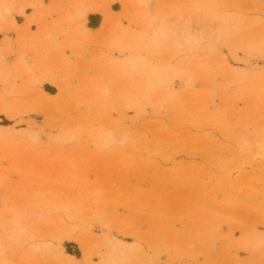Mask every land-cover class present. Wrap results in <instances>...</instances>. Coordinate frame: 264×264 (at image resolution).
<instances>
[{
  "label": "rangeland",
  "instance_id": "1",
  "mask_svg": "<svg viewBox=\"0 0 264 264\" xmlns=\"http://www.w3.org/2000/svg\"><path fill=\"white\" fill-rule=\"evenodd\" d=\"M6 1L25 15L0 26V225L14 218L25 235L0 233V264H101L108 236L132 246L127 264H264V55L245 48L264 40V0ZM195 3L238 32L215 40ZM136 16L184 25L202 48L145 50ZM117 30L142 34L141 47L114 49ZM137 56L162 80L145 103L123 70Z\"/></svg>",
  "mask_w": 264,
  "mask_h": 264
},
{
  "label": "bare ground",
  "instance_id": "2",
  "mask_svg": "<svg viewBox=\"0 0 264 264\" xmlns=\"http://www.w3.org/2000/svg\"><path fill=\"white\" fill-rule=\"evenodd\" d=\"M37 1V0H36ZM36 1H34V2H36ZM135 1H137L135 4L136 5H138V6H141V5H144V2L142 1V0H135ZM83 2V1H82ZM21 3H22V1H21ZM24 3V2H23ZM22 3V4H23ZM30 3V2H29ZM73 8L75 9V10H77L78 8H79V4L78 3H73ZM39 7L41 8L42 7V4H39ZM143 7V6H142ZM90 9H91V12L92 13H94L95 11H96V7H94V6H91L90 7ZM15 11V13L17 14V16H24L25 15V6L24 5H19V6H17V7H15V5L14 4H11V3H9V2H7L6 0H0V26H1V24L2 23H5V22H7V21H9V17H10V14H11V12L12 11ZM48 12V11H47ZM57 12V11H56ZM85 12L86 11H78L77 12V15L79 16V17H82V16H84L85 15ZM189 13L191 14V15H193L194 17H198V16H200L203 20H204V22H207V23H209V22H211V23H213V25H214V32L216 33L215 34V37H214V39L215 40H217V41H221L223 44L224 43H226L227 42V39L228 38H231L235 33H237L238 32V28L236 27V26H233L232 25V22L234 21V19H226V18H220V17H218V16H216L214 19H211V14L208 12V11H206V10H203V11H200L199 10V7H198V5L195 3L193 6H191L190 8H189ZM56 15V14H55ZM77 18V17H76ZM72 19V12L71 13H69V15L67 16V17H64V20L65 21H70ZM63 20V21H64ZM132 21H133V23H135V24H137V25H139L140 26V28L141 29H145L147 32L146 33H148V42H146V43H144L143 44V49H145V50H148L149 48H150V46L151 45H155V46H159L160 44H162L163 42H165V41H169V44L171 45V46H173L174 48H177V49H180V48H184L185 49V51H187V52H194L195 50H197V49H201L202 48V45L200 44V41H201V39L200 38H198L196 35H194V34H192V33H190L189 32V30L183 25L181 28H179V30L178 31H176L177 32V34L175 33V32H173V33H171V32H168V30H167V27H166V25H168V23L167 22H163V23H160V21H159V23L157 24L156 22H155V20H154V18H152V17H148V18H146V17H141V16H136V17H134L133 19H132ZM235 21H236V24H237V20L235 19ZM11 22V26H14L15 25V22L14 21H10ZM43 23V22H42ZM132 23V24H133ZM28 24H30V22L28 23ZM61 24H62V21H61ZM235 24V25H236ZM52 26H54V25H52ZM49 27V26H48ZM119 27V26H118ZM1 28V27H0ZM54 28V27H53ZM63 31H65V30H63ZM118 32H117V36L119 37V39H116V41H114L115 43L114 44H111L113 47H115L114 49H117V50H119V52H121V53H123L124 51H126V50H128L129 51V49L127 48V47H125L126 45H129V44H132L133 45V47H135V48H140L141 47V39L143 38L142 37V34H138V33H128L126 30H117ZM66 32V31H65ZM115 34V33H114ZM176 34V36H174ZM45 37V36H44ZM29 38V37H28ZM114 38V37H113ZM264 40H262V39H257L256 41H255V43L254 44H256L257 45V47L256 46H254V44H252L251 42L250 43H248L247 42V44L245 45V48L247 49L246 50V52H248V51H250V50H252V49H254V52H256V53H258V55L259 56H262V55H264V51H260V49L258 48V47H260V46H262L263 45V42ZM8 44V43H7ZM9 45V44H8ZM24 45V44H23ZM23 45H22V47H23ZM52 46V45H51ZM45 48V47H44ZM33 49H35L34 47H33ZM44 50H46V48L44 49ZM253 51V50H252ZM251 51V52H252ZM150 54V53H149ZM152 54V53H151ZM172 54V53H171ZM25 55V54H24ZM19 56V55H18ZM236 56V55H235ZM263 57V56H262ZM235 58V57H234ZM18 62H24V58H23V56L21 57L20 56V58H18ZM140 62H142L141 61V59H140V57L139 56H137L135 59H134V61H130L129 63H124L123 64V70H124V72H128V73H137V79L138 80H140V83L139 82H137L136 83V85H137V88L138 87H141V84H143L144 85V87H145V91H144V94H142L143 96L142 97H144L143 99V102L145 101V102H147V100H148V98H149V93H150V90L153 88V85L155 84L157 87H160L161 85H162V80L161 79H156V75H155V73L154 72H152V71H146V70H142V69H139V67H138V65L137 64H139ZM109 64V63H108ZM97 65V64H96ZM42 68V67H41ZM105 68V67H104ZM42 69H44V68H42ZM105 71H107L106 70V68L104 69ZM103 70V71H104ZM194 70V69H193ZM223 70V69H222ZM27 72H29L28 70H26V73ZM47 72V71H46ZM46 72H45V74H46ZM102 72V71H101ZM22 73V72H21ZM104 73V72H103ZM109 73V72H108ZM203 73H205V72H203ZM14 74H15V71H14ZM116 74V73H115ZM230 74V73H229ZM29 75H31V77H32V74H29ZM231 75V74H230ZM229 75V76H230ZM129 76V75H128ZM130 76H132L131 74H130ZM128 77V80H130V78L131 77ZM11 77H12V79L14 80L15 79V76H14V78H13V76H12V73H11V71H9L8 73H6L4 76H3V84L4 85H7L8 84V82L10 81V79H11ZM110 77V75L108 76V77H106V79L107 80H109L108 78ZM115 79H118V77H114ZM33 78H31V80H32ZM123 79V78H122ZM132 80V79H131ZM131 80H130V82H131ZM35 81V80H34ZM106 81V80H105ZM36 82V81H35ZM96 82V81H95ZM95 82H93V83H95ZM115 82V81H114ZM186 82H188V81H186ZM93 83H91L89 86H91V85H93ZM116 83V82H115ZM123 83H124V86H126L127 85V81H123L122 82V86H123ZM131 83H133V82H131ZM95 85V84H94ZM135 84H134V86H136ZM186 85H188L187 83H186ZM12 86H14V85H12ZM102 86V85H101ZM92 87H94L95 88V86H92ZM90 88L89 89V92L91 93H94L93 91H94V88ZM10 88H14V87H10ZM9 88V91H8V93H10V91H11V89ZM87 89V88H86ZM96 89V88H95ZM103 90V89H102ZM138 90V89H137ZM136 90V91H137ZM103 92V95H105L106 96V94H107V92H108V90L107 89H105V90H103L102 91ZM132 92V91H131ZM7 93V92H6ZM5 93V90L3 91V94H6ZM91 93V94H92ZM96 93H98V92H96ZM135 93L136 92H134V96H135ZM92 95H94V94H92ZM102 97V96H101ZM121 97V96H120ZM119 97V98H120ZM135 98H136V96H135ZM167 98H168V96H167ZM95 101H98L99 102V100H97V99H94ZM95 101H94V103H95ZM117 101V100H116ZM144 102V103H145ZM164 102H165V98H163V99H157L156 98V101H154V103H153V107H155V106H157V107H161V106H163V104H164ZM116 103V102H115ZM117 103H122V106H125V108L127 107H130V106H133V103H134V100L133 99H131V98H124V99H122V100H118L117 101ZM116 103V105H118ZM143 103V104H144ZM2 104H4V103H2ZM98 105H101L100 103H98ZM151 105V104H150ZM5 106H6V104H4V106H2V108L4 109L5 108ZM103 106V105H102ZM119 106V105H118ZM136 107L138 106V105H135ZM2 108H1V110H2ZM6 129L4 128V127H0V132L1 133H4V131H5ZM10 133V132H9ZM13 133V131H11V133H10V135ZM21 136H22V134H20ZM19 135V136H20ZM12 136V138H14V139H16V136H15V132L13 133V135H11ZM14 136V137H13ZM18 136V137H19ZM24 137H27V138H29V137H31V141H33V139H34V137H33V135L32 134H27V136H25L24 135ZM103 139V138H102ZM104 139L105 140H107V139H109V137H104ZM104 139H103V141H104ZM29 140H30V138H29ZM58 141H59V139H58ZM63 142H64V140H63ZM96 143V142H95ZM103 143H105V142H103ZM102 143V145H105V144H103ZM107 145V144H106ZM56 203V202H55ZM54 203V204H55ZM60 202H58V204H59ZM62 203V202H61ZM34 204H35V202H34ZM43 204V203H42ZM57 204H55V207H56V209H53V208H48V209H46V208H44V207H40L39 208V216L40 217H45V215L46 214H54V213H57L59 210H60V206H62L61 204H59V206L57 205ZM74 212V211H73ZM1 216H2V214H1ZM14 218H8L7 219V223H8V225L10 226V231H7V232H5L4 231V228H3V226H1L0 225V233L2 234V236L3 237H5V239H7V240H9V241H14L18 236H23V235H25V231H24V229H23V227L20 225V223L17 221V220H13ZM65 228V227H64ZM65 230H67V229H65ZM72 232V231H71ZM29 236V238L31 239V237H30V235H28ZM86 236V235H85ZM263 236V235H262ZM27 237V236H26ZM26 239H28V237L26 238ZM99 240V239H98ZM78 241V240H77ZM101 242H102V239L100 240ZM99 241V242H100ZM259 241V240H258ZM86 242V241H85ZM84 242V243H85ZM247 243V242H246ZM250 242H248V244H249ZM78 244V243H77ZM100 243H98V245H99ZM103 244H104V246L106 247V252H105V254L103 255V259H102V263L101 264H127V258H128V256H129V251L132 249V246H125L124 244H122L120 241H118L117 239H115V238H113V237H109L108 236V238H106L104 241H103ZM243 244V243H242ZM248 244H247V247H249L248 246ZM261 244V243H260ZM46 245V244H45ZM98 245H97V247H98ZM258 243L257 244H253L252 246V248H256V247H258ZM262 245V244H261ZM95 246V245H94ZM251 246V245H250ZM40 245H35L34 246V252L35 251H37V250H39L40 248ZM82 248V247H81ZM42 249H44V250H46V252L49 250L50 251V249L47 247V246H44ZM249 249V248H248ZM33 250V249H32ZM134 250H135V248H134ZM48 251V252H49ZM3 251H2V245H1V243H0V254L2 253ZM134 252V251H133ZM97 256V255H96ZM61 258V257H60ZM65 258H67L68 260H73V257H71V256H69V255H65ZM67 260V261H68Z\"/></svg>",
  "mask_w": 264,
  "mask_h": 264
},
{
  "label": "crops",
  "instance_id": "3",
  "mask_svg": "<svg viewBox=\"0 0 264 264\" xmlns=\"http://www.w3.org/2000/svg\"><path fill=\"white\" fill-rule=\"evenodd\" d=\"M7 39H8V38H7ZM4 40H5V39H2V38H1L0 43H1L2 41H4Z\"/></svg>",
  "mask_w": 264,
  "mask_h": 264
}]
</instances>
